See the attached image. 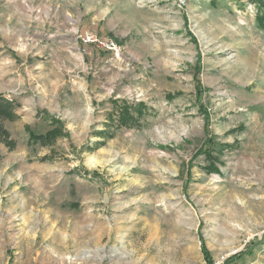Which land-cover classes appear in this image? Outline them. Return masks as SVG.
I'll use <instances>...</instances> for the list:
<instances>
[{"label": "rangeland", "instance_id": "rangeland-1", "mask_svg": "<svg viewBox=\"0 0 264 264\" xmlns=\"http://www.w3.org/2000/svg\"><path fill=\"white\" fill-rule=\"evenodd\" d=\"M0 96V264H264V0H0Z\"/></svg>", "mask_w": 264, "mask_h": 264}, {"label": "trees", "instance_id": "trees-1", "mask_svg": "<svg viewBox=\"0 0 264 264\" xmlns=\"http://www.w3.org/2000/svg\"><path fill=\"white\" fill-rule=\"evenodd\" d=\"M15 108L16 107L13 101L6 100L2 96H0V116H3L10 120L16 119L17 114L15 112ZM51 136H53V132H49L45 137H40L42 139L40 141L51 139Z\"/></svg>", "mask_w": 264, "mask_h": 264}, {"label": "built area", "instance_id": "built-area-1", "mask_svg": "<svg viewBox=\"0 0 264 264\" xmlns=\"http://www.w3.org/2000/svg\"><path fill=\"white\" fill-rule=\"evenodd\" d=\"M188 0H178V5L180 8H183L186 6ZM88 43H98L99 45L103 46L104 48L115 50L117 55L119 53V50L116 48L114 43H108L98 40L97 38H94L93 36H89L86 38Z\"/></svg>", "mask_w": 264, "mask_h": 264}]
</instances>
